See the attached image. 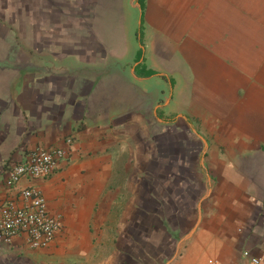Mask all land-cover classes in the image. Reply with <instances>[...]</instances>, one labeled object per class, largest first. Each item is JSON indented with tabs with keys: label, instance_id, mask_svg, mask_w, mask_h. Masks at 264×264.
I'll return each instance as SVG.
<instances>
[{
	"label": "crops",
	"instance_id": "1",
	"mask_svg": "<svg viewBox=\"0 0 264 264\" xmlns=\"http://www.w3.org/2000/svg\"><path fill=\"white\" fill-rule=\"evenodd\" d=\"M127 3L139 11L124 22ZM97 6L119 13L103 37ZM4 10L23 47L0 54V205L34 186L62 228L41 250L0 242V264L261 254L264 0H0ZM65 138L50 176L4 185L29 150Z\"/></svg>",
	"mask_w": 264,
	"mask_h": 264
},
{
	"label": "built area",
	"instance_id": "2",
	"mask_svg": "<svg viewBox=\"0 0 264 264\" xmlns=\"http://www.w3.org/2000/svg\"><path fill=\"white\" fill-rule=\"evenodd\" d=\"M71 142V138H65L63 146L29 150L21 162L9 167L4 185L11 188L23 178L38 180L50 176L57 165L67 158ZM18 199V204L11 202L0 205V242L21 237L30 250L47 248L62 228L60 216L48 211L41 191L34 186L20 189ZM240 256L244 264H264V250L256 256L243 251Z\"/></svg>",
	"mask_w": 264,
	"mask_h": 264
},
{
	"label": "rangeland",
	"instance_id": "3",
	"mask_svg": "<svg viewBox=\"0 0 264 264\" xmlns=\"http://www.w3.org/2000/svg\"><path fill=\"white\" fill-rule=\"evenodd\" d=\"M141 3H142V0H139L138 1V5L140 6ZM127 5L129 6V8L127 6L124 8V10H123V7H122V9L120 8V16L122 18H124L123 19L124 22H127L126 16H127V19H129V12L130 11L133 13V16H136V14L139 11L138 8H135V9L130 8L129 3H127ZM88 8L92 10V6H88ZM125 10H126V12H125ZM9 11L10 10H4V12L0 11V54L1 55L2 54H8V53L9 54L10 53H15L17 51H20L22 49V47H23V46H21L22 31H20L18 23H16L15 21H12L11 17H8ZM104 11H105V7L98 8V6H97V8H96V16L97 17L94 20V24L97 26V28L94 27V29L96 31H97V29H100L99 36H101V37H103V34H102L103 27H102V25H103L104 21H105L104 22L105 25H106V23H110L109 20H112L114 28H117L119 26V25L116 26L117 25V16H118L119 13L115 12V13H112V14H107ZM121 20L122 19H119V22ZM133 20H134V17H132L131 21L133 22ZM135 28H136V31H137L138 30L137 26ZM126 34H127V28L125 30V35ZM16 38H17V40H16ZM20 47H21V49H20ZM118 49L121 51V48H118ZM140 51H141V48H140ZM192 223H194V219L193 218H192V221H191V225H192ZM191 227L192 226H190V229H191ZM184 236H181L179 238H176V240H174V247H173L172 252L175 250V246L176 245H177V251L179 250L180 246L183 243L182 239H183ZM151 254L154 255L153 252H151ZM190 256L191 255H189L188 257H190ZM143 260H144V263H145L146 262L145 259H143ZM184 262H186V261L184 260Z\"/></svg>",
	"mask_w": 264,
	"mask_h": 264
},
{
	"label": "water",
	"instance_id": "4",
	"mask_svg": "<svg viewBox=\"0 0 264 264\" xmlns=\"http://www.w3.org/2000/svg\"><path fill=\"white\" fill-rule=\"evenodd\" d=\"M188 235H189V234H186V235L183 237V239H182L183 242L187 239Z\"/></svg>",
	"mask_w": 264,
	"mask_h": 264
},
{
	"label": "trees",
	"instance_id": "5",
	"mask_svg": "<svg viewBox=\"0 0 264 264\" xmlns=\"http://www.w3.org/2000/svg\"><path fill=\"white\" fill-rule=\"evenodd\" d=\"M139 1V0H138Z\"/></svg>",
	"mask_w": 264,
	"mask_h": 264
}]
</instances>
